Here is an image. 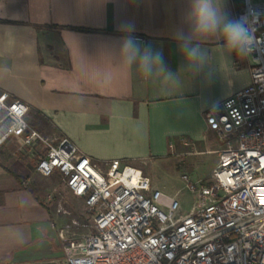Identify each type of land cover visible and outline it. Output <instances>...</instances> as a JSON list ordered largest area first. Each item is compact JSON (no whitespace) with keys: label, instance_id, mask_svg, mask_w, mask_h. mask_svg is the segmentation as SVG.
<instances>
[{"label":"crops","instance_id":"1","mask_svg":"<svg viewBox=\"0 0 264 264\" xmlns=\"http://www.w3.org/2000/svg\"><path fill=\"white\" fill-rule=\"evenodd\" d=\"M220 2L235 17L241 0ZM190 6L191 0H0V94L23 101L28 121L49 126L96 162L118 158L136 166L179 153L188 146L183 137L216 154L221 143L203 112L249 83L248 58L227 50L219 34L191 37L206 60L195 76L181 71L175 34L190 36ZM123 22L163 52L178 84L155 70L145 79L125 64ZM25 159H0V264H65L60 211Z\"/></svg>","mask_w":264,"mask_h":264},{"label":"built area","instance_id":"2","mask_svg":"<svg viewBox=\"0 0 264 264\" xmlns=\"http://www.w3.org/2000/svg\"><path fill=\"white\" fill-rule=\"evenodd\" d=\"M249 7L260 13L249 83L203 112L221 147L206 180L181 175L193 195L188 212L138 167L96 162L67 137L43 135L23 101L0 94V149L13 140L41 146L35 172L57 173L93 215V231L79 239L59 230L65 264H264V0H241L235 17Z\"/></svg>","mask_w":264,"mask_h":264},{"label":"clouds","instance_id":"3","mask_svg":"<svg viewBox=\"0 0 264 264\" xmlns=\"http://www.w3.org/2000/svg\"><path fill=\"white\" fill-rule=\"evenodd\" d=\"M259 16L260 13L251 7L244 14L233 17L226 5L221 6L220 0H191L188 13L191 34H175V39L179 41L178 51L182 57L180 70L195 76L206 60V53L199 45L189 44L191 37L202 38L219 34L225 42V48L239 58L251 55L258 49L252 28L254 23L259 21ZM119 30L124 33L119 41V53L128 67L135 65L145 79L155 70L165 81L179 83L178 78L168 69L163 52L145 44L132 34L135 31L134 24L123 22L119 25Z\"/></svg>","mask_w":264,"mask_h":264},{"label":"rangeland","instance_id":"4","mask_svg":"<svg viewBox=\"0 0 264 264\" xmlns=\"http://www.w3.org/2000/svg\"><path fill=\"white\" fill-rule=\"evenodd\" d=\"M27 119L30 120L29 117ZM40 132L45 136L57 133L49 126L41 128ZM206 143L207 147H217L215 141H211L210 144L208 141ZM199 149V146L194 147L190 144L182 147V151L179 153L152 157L144 162L137 161L134 164L149 177L152 186L159 188L166 194L175 195L180 203V212L184 213L190 209L193 195L185 188L181 175L185 173L191 180H206L217 160L215 153L201 152ZM2 150L9 155L7 162L11 159L15 161L26 158L23 161L34 173H36L34 170L36 158L44 152L41 146L28 149L14 140L5 143ZM36 174L38 175V173ZM38 177H40L39 184L45 186L47 193L51 196L52 201L49 205L54 206L56 203L60 211L63 224L60 229L63 232L67 231V233L75 235L78 239L92 232L93 215L88 213L83 199L71 196L57 173L49 176V179H45L41 175H38Z\"/></svg>","mask_w":264,"mask_h":264},{"label":"trees","instance_id":"5","mask_svg":"<svg viewBox=\"0 0 264 264\" xmlns=\"http://www.w3.org/2000/svg\"><path fill=\"white\" fill-rule=\"evenodd\" d=\"M77 30L80 31H95V29H90V28H84V27H74ZM42 120V122L45 124V120L42 118H39ZM29 123L31 124L32 127H34L35 129H37L38 131H40L41 128H43V126H40L39 122L37 120H33V121H29ZM9 158V155L5 153V151L0 150V159L4 162L7 161V159ZM7 168V166H5ZM8 169V168H7ZM12 174L19 179L20 181L24 180L25 178H27V175H23V174H18L15 172H12Z\"/></svg>","mask_w":264,"mask_h":264}]
</instances>
